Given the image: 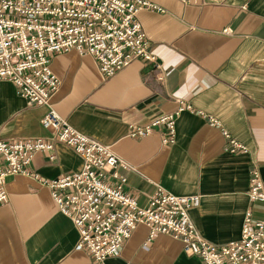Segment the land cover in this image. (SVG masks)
Returning <instances> with one entry per match:
<instances>
[{
  "label": "crops",
  "instance_id": "1",
  "mask_svg": "<svg viewBox=\"0 0 264 264\" xmlns=\"http://www.w3.org/2000/svg\"><path fill=\"white\" fill-rule=\"evenodd\" d=\"M163 11L140 10L137 18L158 66L136 59L112 76L75 50L54 54L59 86L50 106L78 131L104 144L132 169L125 190L144 205L157 188L199 195L189 209L197 232L215 246L239 240L246 210L261 218L264 205L248 199L250 170L264 182V0H148ZM227 28V32L224 29ZM189 104L176 119L173 142L164 126L129 135L130 123L145 124ZM46 105L30 104L15 85L0 78V139L47 138L41 123ZM206 115L219 120L216 125ZM230 136L245 153L225 150ZM33 155L30 168L54 179L82 167L81 157L56 142ZM8 200L0 204V264H91L77 247L78 233L61 212L51 189L25 175L7 178ZM136 226L106 264H202L182 252V243Z\"/></svg>",
  "mask_w": 264,
  "mask_h": 264
},
{
  "label": "built area",
  "instance_id": "2",
  "mask_svg": "<svg viewBox=\"0 0 264 264\" xmlns=\"http://www.w3.org/2000/svg\"><path fill=\"white\" fill-rule=\"evenodd\" d=\"M143 9L163 11L148 0H0V78L12 82L28 103L49 107L41 123L50 130L47 138L0 139V204L8 200L6 183L12 175L48 185L61 212L72 220L77 247L89 253L91 264H106L117 256L139 224L148 227L146 243L158 235L169 236L182 243L185 255L197 257L202 264H264V214L253 219L246 210L239 240L211 244L200 236L189 215L199 195H176L159 187L139 205L125 190L127 177L122 170L132 169L130 164L110 145L73 128L50 106L59 86L50 67L54 54L69 50L89 54L105 76L136 59L158 66L137 18ZM184 109L190 110V105L178 100L174 110L145 124L130 123L129 135L147 136L154 127L164 126L163 141L173 142L176 119ZM206 118L220 124L210 115ZM223 135L225 150L247 152L226 130ZM56 142L72 148L82 167L43 179L30 168L31 160L38 151L49 152L52 159ZM247 196L264 205V182L256 168L249 173Z\"/></svg>",
  "mask_w": 264,
  "mask_h": 264
},
{
  "label": "rangeland",
  "instance_id": "3",
  "mask_svg": "<svg viewBox=\"0 0 264 264\" xmlns=\"http://www.w3.org/2000/svg\"><path fill=\"white\" fill-rule=\"evenodd\" d=\"M74 128V127H73ZM145 225V224H144ZM111 258V257H110ZM109 259V258H108Z\"/></svg>",
  "mask_w": 264,
  "mask_h": 264
}]
</instances>
